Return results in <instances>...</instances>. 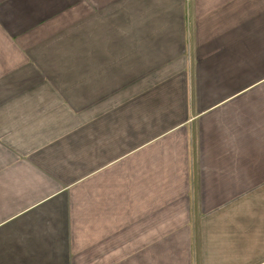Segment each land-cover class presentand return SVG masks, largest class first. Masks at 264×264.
I'll use <instances>...</instances> for the list:
<instances>
[{"label": "crops", "instance_id": "0c3cea01", "mask_svg": "<svg viewBox=\"0 0 264 264\" xmlns=\"http://www.w3.org/2000/svg\"><path fill=\"white\" fill-rule=\"evenodd\" d=\"M150 1L39 58L69 0H0V264H264V0Z\"/></svg>", "mask_w": 264, "mask_h": 264}, {"label": "rangeland", "instance_id": "374dc122", "mask_svg": "<svg viewBox=\"0 0 264 264\" xmlns=\"http://www.w3.org/2000/svg\"><path fill=\"white\" fill-rule=\"evenodd\" d=\"M149 2L151 1L90 0L78 2V0H69L70 9L63 16L59 15L55 18L54 29L50 31L47 28L43 32L39 31L37 37L35 31L28 34L27 38L23 36L22 49L25 52H31L32 55L36 53L39 58H48L50 56H61L64 51L63 48H66V50L69 49L71 56H76V53H78L77 56L86 58L93 56L89 55L91 53H101L104 49L103 46L106 45L107 49H104L105 56L103 57L129 58V32L121 31H128L129 24H132L129 11H141L142 9L149 11L151 10L148 6ZM155 2L158 3L157 0H154ZM79 3L85 4L78 6ZM29 4L32 5L33 0H23V13L21 16L23 22L24 20L30 22L39 18L32 17L30 13L24 14L25 6ZM136 7L137 9H133ZM32 13L34 15V12ZM118 44L124 46L121 51L120 49L113 50L111 48V46ZM95 46L96 48L92 50ZM117 68L120 75L123 70H126L129 74V64L120 62ZM108 72H112L111 68ZM139 74L147 76L145 73ZM128 87L129 80L119 78L117 82L119 99L126 96V91L121 89H127ZM125 104L123 102L121 107ZM122 110H125V107Z\"/></svg>", "mask_w": 264, "mask_h": 264}]
</instances>
